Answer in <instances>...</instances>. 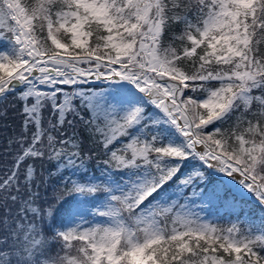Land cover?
Returning <instances> with one entry per match:
<instances>
[{
	"label": "snow or ice",
	"instance_id": "1",
	"mask_svg": "<svg viewBox=\"0 0 264 264\" xmlns=\"http://www.w3.org/2000/svg\"><path fill=\"white\" fill-rule=\"evenodd\" d=\"M10 95L0 264H264V0H0Z\"/></svg>",
	"mask_w": 264,
	"mask_h": 264
},
{
	"label": "trees",
	"instance_id": "2",
	"mask_svg": "<svg viewBox=\"0 0 264 264\" xmlns=\"http://www.w3.org/2000/svg\"><path fill=\"white\" fill-rule=\"evenodd\" d=\"M19 107V101L11 95L6 101H0V153L3 152L6 146L7 138L13 134L14 130H19ZM5 111H7V116L3 115Z\"/></svg>",
	"mask_w": 264,
	"mask_h": 264
}]
</instances>
